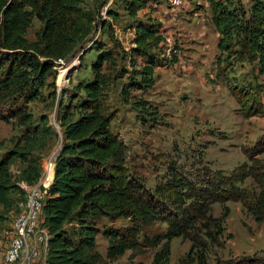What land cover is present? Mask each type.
<instances>
[{"label": "trees", "instance_id": "trees-1", "mask_svg": "<svg viewBox=\"0 0 264 264\" xmlns=\"http://www.w3.org/2000/svg\"><path fill=\"white\" fill-rule=\"evenodd\" d=\"M122 8L136 18L151 0H121ZM211 20L218 32V49L224 61L246 60L259 75L264 74V0H206ZM80 0H0V118L13 119L25 127L15 145L0 154V204L10 205L12 192L25 196L17 183L36 182L41 174L40 162L33 155L53 133L47 116H41V130L33 124L28 103L44 97L42 89L55 72L60 60L75 55L92 32L93 18L82 9ZM116 18L118 11L107 7ZM35 16L41 25L36 38L25 36ZM110 25L102 32L111 36ZM134 30L127 51L114 39V47L128 53L131 66L128 82L123 86L125 102L138 111L143 123H156L160 112L149 99L129 98L130 89H147L154 84L155 66L163 62L164 36L161 23L151 18L134 19ZM112 37V36H111ZM113 39V37H112ZM120 46V47H119ZM105 48L101 39L94 40L85 52L95 50L91 63L92 79L73 86L68 103L59 105L57 116L61 134L60 148L54 158V175L42 206L43 223L48 227V264H105L97 249V234L108 240L106 257L113 260L126 249L158 246L153 264H164L170 254V241L175 236L190 240L198 264H206L208 243L221 245L223 221L229 213L224 206L220 215L211 213L213 202L240 201L253 217L264 224V163L257 154L264 152V136L243 149L249 162L236 165L228 174L220 169L212 175L193 181L169 165V177L154 188L143 177L130 171L125 163V144L111 129V113L103 98L107 75L101 70L104 61L114 59L116 49ZM82 56V55H78ZM82 58V57H81ZM252 81L233 84L230 92L245 116L262 111V85ZM65 94V93H63ZM76 98H79L76 102ZM32 124V125H31ZM32 126V127H29ZM25 163L18 180L10 173L13 159ZM206 171V170H205ZM206 172H209L207 170ZM206 172L204 174H206ZM251 177L255 188L242 186ZM127 218L130 224L120 229L103 222L104 218ZM155 221L167 223L165 230L137 236L145 225ZM264 252V249H263ZM216 264H264V253L230 258Z\"/></svg>", "mask_w": 264, "mask_h": 264}, {"label": "rangeland", "instance_id": "rangeland-1", "mask_svg": "<svg viewBox=\"0 0 264 264\" xmlns=\"http://www.w3.org/2000/svg\"><path fill=\"white\" fill-rule=\"evenodd\" d=\"M80 1L82 9L93 18L92 32L75 55L57 63L55 72L48 77L47 86L42 89L44 97L28 103L38 132L42 127V115L47 116L48 125L53 129L45 146L32 152L40 162L41 173L44 161L49 158L54 160L60 148L62 138L57 121L60 102L62 106L68 103V94L72 93L75 83L93 77L91 63L96 51L85 52L86 47L101 39L105 48L113 49L114 39H117L127 51L134 35L130 25L134 19L145 20L148 17L161 23L163 62L155 66L154 84L147 89H130L129 98L149 99L160 112L157 122L143 123L138 111L125 102L122 95L129 74L123 75L121 71L138 68L141 58H137L133 67L128 53L122 54L121 48L116 46L114 59L104 61L101 69L107 75L103 98L111 113V129L125 144V163L129 170L140 174L147 187L152 189L169 177V165L173 163L179 172L196 182L211 176L216 169L228 174L236 165L250 161L243 149L264 136V91L260 98L262 111L245 116L231 94L230 86L252 81L253 76H257L256 79L264 85V74L259 75L246 60L232 58L229 63L224 61L226 54L218 49L219 35L206 0H181L175 4L172 0H151L138 11L136 18L124 11L121 0ZM233 2L235 4L236 0ZM109 6L117 9L116 18L107 14ZM104 24L110 25L108 31L113 39L102 32ZM40 25L41 22L33 16L25 36L35 39ZM24 130L25 127L16 124L13 119L6 121L0 118V154L12 148ZM256 156L264 160V152ZM24 165L19 158L10 163V173L15 181L19 179ZM17 183L24 188V181ZM240 185L256 186L251 177ZM10 199V205L0 204V234L24 201L23 195L15 192L10 194ZM224 206L229 208V213L223 221L222 244L208 243L206 264L262 255L264 224L258 222L237 200L213 202L211 213L220 215ZM103 222L120 229L130 224L129 219L122 217L104 218ZM166 227V222L155 221L145 225L137 238L141 240L144 235H152ZM107 245V238L99 232L96 247L105 264H153L154 253L160 248V245L128 248L122 255L108 260ZM195 251L189 239L175 236L170 241V254L164 264H198Z\"/></svg>", "mask_w": 264, "mask_h": 264}, {"label": "built area", "instance_id": "built-area-1", "mask_svg": "<svg viewBox=\"0 0 264 264\" xmlns=\"http://www.w3.org/2000/svg\"><path fill=\"white\" fill-rule=\"evenodd\" d=\"M180 1L172 0V3ZM53 165V158L46 159L39 179L31 184L24 182L22 206L3 230L5 243L0 251V263L48 264L46 258L50 233L43 223L42 206L53 179Z\"/></svg>", "mask_w": 264, "mask_h": 264}, {"label": "crops", "instance_id": "crops-1", "mask_svg": "<svg viewBox=\"0 0 264 264\" xmlns=\"http://www.w3.org/2000/svg\"><path fill=\"white\" fill-rule=\"evenodd\" d=\"M245 2L246 1H248V0H244ZM11 221V220H10ZM3 230H2V232H1V234H0V251H1V249L3 248V245H4V243H5V241H4V238H3ZM0 264H2V263H0Z\"/></svg>", "mask_w": 264, "mask_h": 264}, {"label": "bare ground", "instance_id": "bare-ground-1", "mask_svg": "<svg viewBox=\"0 0 264 264\" xmlns=\"http://www.w3.org/2000/svg\"><path fill=\"white\" fill-rule=\"evenodd\" d=\"M61 77V76H60Z\"/></svg>", "mask_w": 264, "mask_h": 264}]
</instances>
